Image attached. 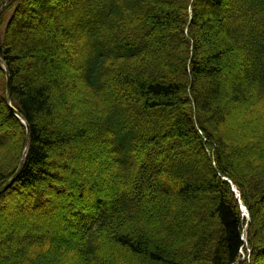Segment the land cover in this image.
Listing matches in <instances>:
<instances>
[{
  "label": "trees",
  "instance_id": "trees-1",
  "mask_svg": "<svg viewBox=\"0 0 264 264\" xmlns=\"http://www.w3.org/2000/svg\"><path fill=\"white\" fill-rule=\"evenodd\" d=\"M0 56L32 132L0 264H45L61 226L79 264H264V0H9ZM6 86L0 69V188L27 141ZM86 140L105 142L106 198L78 177Z\"/></svg>",
  "mask_w": 264,
  "mask_h": 264
},
{
  "label": "rangeland",
  "instance_id": "rangeland-1",
  "mask_svg": "<svg viewBox=\"0 0 264 264\" xmlns=\"http://www.w3.org/2000/svg\"><path fill=\"white\" fill-rule=\"evenodd\" d=\"M30 44V43H29ZM62 59L59 55V63L57 61V64L59 66V68H61L60 66L62 65L61 62ZM26 65H29V63H27ZM18 67V65H15ZM63 71V70H62ZM62 81H64L66 83V91L69 95H71V97L73 96V94L71 93V87L73 86V81L72 79H70L69 77H63ZM230 82V81H229ZM229 82H227L229 84ZM75 101V99H74ZM60 120L62 122L66 121L65 120V116H64V112L60 113ZM238 118L237 115L234 116L232 122L230 124H233V127L237 129V133H239V131H241V129H245L247 126H239L236 125L235 123L237 122ZM235 122V123H234ZM57 129L59 130V123H57ZM55 131V129H53ZM15 139L13 138V141ZM21 144V143H20ZM77 154H79L78 150H76ZM87 154H85L86 156ZM80 156V155H79ZM84 156V157H85ZM104 160L99 159L94 163V166H100L103 165ZM86 169V168H85ZM87 171V169L85 170ZM107 173V172H105ZM104 173L103 176H106ZM81 176L87 177L89 176L90 178L92 177V174H90L89 172L85 173L83 172L82 174L80 173L78 175L79 179L81 180ZM88 178V177H87ZM105 189H102L101 194H102V198H106V195L108 194L106 191H104ZM233 190L237 191V189L235 187H233ZM235 193V192H234ZM237 197H238V191L236 192ZM239 199V197H238ZM59 205L57 207V210H55L56 214L52 216L53 220L51 221V225H53V228L57 227L60 224L61 219H59V214L60 212L62 213H66L69 210L67 209V201L65 200H59ZM82 203L79 204V207L81 206L82 208ZM243 214L245 217L246 221H250V216L249 213L247 211V209H243ZM37 219V218H36ZM11 223V225H13L14 227H17L21 224H29L30 222L27 220L25 221L24 219H22L19 215L17 216H12L11 220L9 221ZM63 223V222H62ZM54 234L53 236V240L51 239L50 241L52 243L49 242V245L51 246L50 248V259H46L45 264H79V258L77 257V255L75 254V252L73 251V244H74V240H75V236H73L69 229L67 228V226H61L60 228H56L55 230L53 229ZM47 237V236H46ZM247 225L245 228V237H244V242L246 243L245 247L249 248V244L247 242ZM48 238V237H47ZM48 240V239H47ZM250 248L247 252V255L244 253V251L242 252V261H249V257H250ZM9 255H11L12 257L10 258V260H6L4 261L3 264H20L23 260L22 255H21V251L18 255L14 256L11 253H8ZM52 258V259H51ZM65 258V260L63 259ZM61 260V261H60Z\"/></svg>",
  "mask_w": 264,
  "mask_h": 264
},
{
  "label": "bare ground",
  "instance_id": "bare-ground-1",
  "mask_svg": "<svg viewBox=\"0 0 264 264\" xmlns=\"http://www.w3.org/2000/svg\"><path fill=\"white\" fill-rule=\"evenodd\" d=\"M104 144H105V142H103V140H100V142H96V143H94V140L93 141L92 140L91 141L90 140H86V141H83L76 148L78 149L79 155L82 158H83L82 155L87 154L83 158V160H84L83 164H84L85 168L87 169V171L90 174H92L91 182L94 185H96L97 187L105 189L104 191H106L108 193L107 196H110V195L113 194L114 188H112L111 185H109V183H107V181L104 179L103 175H104L106 166H104V165L94 166V163L97 160L101 159L100 158L101 157V153L105 149V145ZM24 155H25V152H24ZM24 155H23V157H24ZM243 209H245V207Z\"/></svg>",
  "mask_w": 264,
  "mask_h": 264
},
{
  "label": "water",
  "instance_id": "water-1",
  "mask_svg": "<svg viewBox=\"0 0 264 264\" xmlns=\"http://www.w3.org/2000/svg\"><path fill=\"white\" fill-rule=\"evenodd\" d=\"M9 0H4L3 3L0 5V15L2 14L3 10L5 9L7 3ZM0 69L4 71L7 79V89H6V102L8 106L11 108L12 112L27 126V141H26V150L25 155L19 165V168L17 172L14 174V176L2 187L0 188V196L4 194L19 178L20 173L24 167L25 160L30 152L31 145H32V132L30 127L27 124L26 119L13 107V91H12V78L11 74L7 68V65L4 61V59L0 56ZM228 181L227 179H225ZM229 182V181H228ZM236 193L237 191L234 190ZM239 197V194H238Z\"/></svg>",
  "mask_w": 264,
  "mask_h": 264
}]
</instances>
